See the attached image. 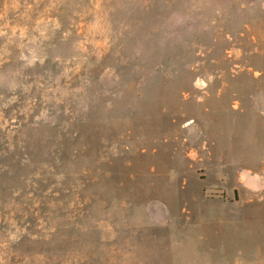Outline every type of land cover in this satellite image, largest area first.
Returning <instances> with one entry per match:
<instances>
[{
    "label": "rangeland",
    "instance_id": "rangeland-1",
    "mask_svg": "<svg viewBox=\"0 0 264 264\" xmlns=\"http://www.w3.org/2000/svg\"><path fill=\"white\" fill-rule=\"evenodd\" d=\"M0 264H264V0H0Z\"/></svg>",
    "mask_w": 264,
    "mask_h": 264
}]
</instances>
